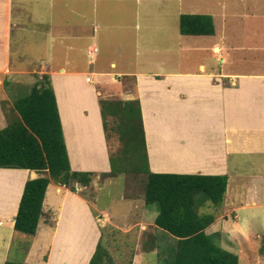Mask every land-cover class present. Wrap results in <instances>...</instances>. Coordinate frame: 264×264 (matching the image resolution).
<instances>
[{
  "label": "crops",
  "instance_id": "crops-1",
  "mask_svg": "<svg viewBox=\"0 0 264 264\" xmlns=\"http://www.w3.org/2000/svg\"><path fill=\"white\" fill-rule=\"evenodd\" d=\"M181 14L210 17L213 32L181 33ZM32 73L50 80L71 169L97 174L76 191L48 183L24 261H13L15 241L28 239L14 229L24 184L41 173L0 167V264H88L95 215L113 227L80 192L95 199L113 176L100 183L111 170L101 100H138L149 171L226 176L222 202L198 207L224 248L238 254L223 245L231 235L264 234V0H0V129L19 118L15 96ZM124 197L131 209L143 198ZM157 212L146 204L131 225L132 264L175 241Z\"/></svg>",
  "mask_w": 264,
  "mask_h": 264
},
{
  "label": "trees",
  "instance_id": "trees-1",
  "mask_svg": "<svg viewBox=\"0 0 264 264\" xmlns=\"http://www.w3.org/2000/svg\"><path fill=\"white\" fill-rule=\"evenodd\" d=\"M180 30L184 34L212 33L213 23L208 16L181 14ZM14 107L19 112V118L0 129V167L26 168L41 173L25 182L14 217L16 231L34 235L39 219L44 215L43 199L51 180L76 191L78 186H89L97 173L71 169L54 90L47 75H43L27 94L18 98ZM101 107L107 142L112 133L122 144V148L119 147L115 153L109 151L111 170L100 173L108 176L125 169L126 152L133 148L128 139L137 135L133 126L135 121L140 126L143 152L145 137L137 99L101 100ZM109 115L118 118L113 129L107 124ZM143 158L147 163L145 153ZM144 174V202L156 204L155 224L175 238L174 243L163 250L166 253L165 264L239 263L237 253L220 245L215 234L204 231L212 221V215L199 211L195 200L197 194L203 193L213 204L221 203L226 176L154 173L146 166ZM100 240L88 264H114Z\"/></svg>",
  "mask_w": 264,
  "mask_h": 264
},
{
  "label": "rangeland",
  "instance_id": "rangeland-1",
  "mask_svg": "<svg viewBox=\"0 0 264 264\" xmlns=\"http://www.w3.org/2000/svg\"><path fill=\"white\" fill-rule=\"evenodd\" d=\"M184 9V8H183ZM220 28V26H219ZM18 35V33H17ZM17 36L15 35V39ZM29 46V44H27ZM16 52V49H15ZM32 52V51H31ZM245 56L246 53L242 52ZM234 67V64L229 66ZM30 78L26 84V86H21L17 90V95L15 98L22 97L23 95L29 92V89L32 87L33 83L36 80H39L35 74H30ZM118 121V118L113 116L107 117V124L112 128ZM133 126L136 129L137 135L132 138H129V144H132L133 148L126 152V161H125V169L120 173H115L112 177L104 180L106 176H99L100 187H98L97 194L95 199L93 198L94 192L93 189H82L83 195L90 198V201L93 202V205H98L99 208H104L107 210L108 217L110 221H112L111 227L109 224H104L100 217L95 215V219L97 223H99V227L103 235H101V243L104 246L105 251L109 257L110 261H113L114 264H132V258L130 255L133 250L137 247L135 240V233L137 227L131 226L135 223L138 218V213H140L141 208H143L146 204L143 203V194L145 190L146 178L144 176L145 171V160L143 158V146L141 140V132L139 123L135 121ZM109 129L110 131H112ZM139 131V133H138ZM108 146L110 153H115V151L120 147L122 148V144L120 145L119 139L116 134L110 135L108 139ZM249 157L250 155H245ZM258 159L257 157H253ZM133 162V163H132ZM258 163V162H257ZM246 164L244 165L245 170L247 168ZM258 164L253 167L255 171H258ZM41 175V174H40ZM79 187V186H78ZM129 193L136 194L139 198L136 201L137 207L134 209L130 208L131 202L128 198H125L124 195H128ZM93 194V195H92ZM94 199V200H93ZM137 199V198H136ZM197 206L199 209H203V207H207L210 203L207 201L205 194L199 193L195 197ZM140 203V204H139ZM149 208H155L157 210L156 204L151 203L147 204ZM50 212L53 213V210L50 209ZM101 219V220H100ZM40 220V219H39ZM230 224L234 223L233 218H229L227 220ZM102 222V223H101ZM39 223V222H38ZM44 228L43 223L40 225V233L43 232ZM38 229V228H37ZM21 236H25L28 239H20L19 241H15L13 247L10 252V259L13 261H24L25 256V247L28 246V240L32 236L30 234L19 232ZM230 235V233H229ZM236 236V235H235ZM234 235L230 236V243L223 244L227 248L236 249L239 251V263L238 264H264V234L259 235L258 237H250V241L248 239L247 242L241 244L239 242V237H235ZM225 237V236H224ZM18 240V239H17ZM26 240V241H25ZM237 241V242H236ZM98 243V242H97ZM169 244H173L174 242H167ZM161 245V244H160ZM221 245V244H220ZM164 246V247H162ZM159 250L166 249L165 243ZM158 250V253H149L143 256V259L134 261V264H165L164 258L159 257L161 252ZM164 252V251H163ZM165 253V252H164ZM166 254V253H165ZM166 255H163L165 257ZM25 263V262H22Z\"/></svg>",
  "mask_w": 264,
  "mask_h": 264
}]
</instances>
